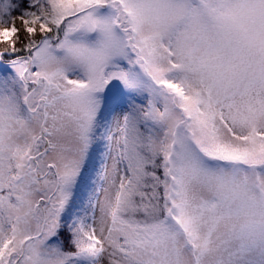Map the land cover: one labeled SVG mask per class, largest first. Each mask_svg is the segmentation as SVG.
<instances>
[{"label": "snow or ice", "instance_id": "6c2138e0", "mask_svg": "<svg viewBox=\"0 0 264 264\" xmlns=\"http://www.w3.org/2000/svg\"><path fill=\"white\" fill-rule=\"evenodd\" d=\"M0 264H264V0H0Z\"/></svg>", "mask_w": 264, "mask_h": 264}]
</instances>
